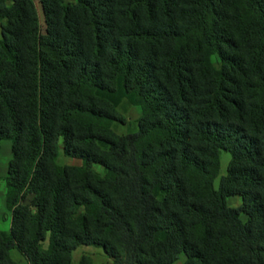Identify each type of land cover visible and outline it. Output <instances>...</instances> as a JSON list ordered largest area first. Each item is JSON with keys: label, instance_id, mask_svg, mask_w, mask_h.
<instances>
[{"label": "trees", "instance_id": "obj_1", "mask_svg": "<svg viewBox=\"0 0 264 264\" xmlns=\"http://www.w3.org/2000/svg\"><path fill=\"white\" fill-rule=\"evenodd\" d=\"M3 140L0 264H264V0H0Z\"/></svg>", "mask_w": 264, "mask_h": 264}, {"label": "rangeland", "instance_id": "obj_2", "mask_svg": "<svg viewBox=\"0 0 264 264\" xmlns=\"http://www.w3.org/2000/svg\"><path fill=\"white\" fill-rule=\"evenodd\" d=\"M65 2H74V0H64ZM40 14V9H39ZM40 19L43 24V17L40 14ZM212 63H216L218 58L216 55L210 57ZM118 112L121 115H125L128 122L126 124H119L113 123L112 129L117 134H126L136 130V121L140 116V108L135 106H128L125 102L121 103L118 107ZM11 158V143L8 140H3L0 142V230L8 231L10 227V213L6 209L5 205V192H4V177L7 171V165ZM65 164L68 165H81V162L78 160H73L69 158L62 159ZM230 160V156L226 152H221L220 155V166H219V173L217 178L214 181L215 187L218 186L219 180L221 177L226 175L228 163ZM95 170L99 173H102V168L100 166H94ZM30 197H28L25 202L29 203ZM227 204L230 207H238L241 204V198L239 196H232L227 198ZM242 221L246 220L244 215H241ZM46 245V244H45ZM87 255L89 256L94 264H101L104 262H110V259L104 254L103 250L99 247H80L74 254H73V261L76 264L81 256ZM12 259L17 262V264H27L23 257L18 253L17 250L11 251ZM184 256H181L178 261L174 264H183Z\"/></svg>", "mask_w": 264, "mask_h": 264}]
</instances>
